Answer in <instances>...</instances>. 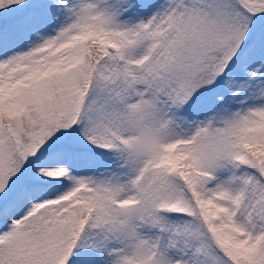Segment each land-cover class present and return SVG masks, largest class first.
I'll return each instance as SVG.
<instances>
[{
  "label": "snow or ice",
  "instance_id": "snow-or-ice-1",
  "mask_svg": "<svg viewBox=\"0 0 264 264\" xmlns=\"http://www.w3.org/2000/svg\"><path fill=\"white\" fill-rule=\"evenodd\" d=\"M0 264H264V0H0Z\"/></svg>",
  "mask_w": 264,
  "mask_h": 264
}]
</instances>
